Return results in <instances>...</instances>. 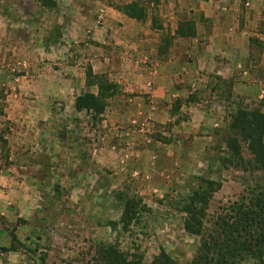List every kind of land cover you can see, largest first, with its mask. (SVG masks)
Instances as JSON below:
<instances>
[{
	"label": "rangeland",
	"instance_id": "374dc122",
	"mask_svg": "<svg viewBox=\"0 0 264 264\" xmlns=\"http://www.w3.org/2000/svg\"><path fill=\"white\" fill-rule=\"evenodd\" d=\"M53 1L48 11L0 0V264H86L100 243L145 264L161 250L188 264L198 239L184 232L180 203L200 179L220 185L208 222L264 191V172L230 163L225 144L239 106L264 113V0H157L144 22L129 19L153 54L142 65L170 70L164 85L148 78L141 94L124 93L114 70L96 74L90 64L113 52L105 27L121 25L112 11L123 15L117 9L132 0ZM185 21L194 38L175 36ZM88 69L120 88L100 121L74 109L76 97L96 93L85 85ZM242 157L251 160L245 146ZM126 198L147 210L122 231ZM12 235L16 251L6 252Z\"/></svg>",
	"mask_w": 264,
	"mask_h": 264
},
{
	"label": "trees",
	"instance_id": "16d2710c",
	"mask_svg": "<svg viewBox=\"0 0 264 264\" xmlns=\"http://www.w3.org/2000/svg\"><path fill=\"white\" fill-rule=\"evenodd\" d=\"M41 8L53 11L57 8L53 0H32ZM157 0H132L117 9L126 18L144 22L148 18L150 3ZM208 1V0H205ZM155 4V3H154ZM155 12V10H154ZM152 12L151 24L155 30H161L158 19ZM196 29L193 22H181L175 36L180 39L194 38ZM170 38L165 39L169 43ZM219 82L224 84L222 79ZM85 85L95 87L96 93L85 92L75 98L76 112H86L95 121H100L108 101L120 94V88L102 75H94L91 69L86 72ZM230 97V96H229ZM226 148L230 153V163L246 164L247 168H256L264 172V113L259 109H247L239 106L229 115L226 127ZM4 142V141H3ZM242 146L251 157L246 161L242 157ZM220 188L214 181L200 179V185L182 199L180 213L184 215L183 230L198 239V246L193 259L188 264H264V191L252 192L222 207L208 222L207 210L213 194ZM123 208L118 226L128 231L133 224H138L140 215L147 208L140 200L122 199ZM112 224L113 228L117 227ZM12 246L6 252H15L18 241L14 235ZM86 264H145L138 254L121 251L116 244L96 245ZM149 264H176L164 251L153 257Z\"/></svg>",
	"mask_w": 264,
	"mask_h": 264
},
{
	"label": "crops",
	"instance_id": "0c3cea01",
	"mask_svg": "<svg viewBox=\"0 0 264 264\" xmlns=\"http://www.w3.org/2000/svg\"><path fill=\"white\" fill-rule=\"evenodd\" d=\"M113 12L116 22L121 25L113 24L105 27V37L100 40L112 48L111 53L109 49L101 50V53H96V57L90 60L92 70L96 74H103L107 70H114V79L118 84L123 85L124 93H142V89L146 90V82L149 78L153 84L164 85L166 77L170 75L168 67H161L163 64H155L150 68H146L143 62L148 58L153 59L152 51L148 49V41L137 39L129 30V19L125 16ZM108 21L110 19L108 18ZM76 28V25L73 24ZM110 30V31H109ZM103 48V47H101ZM105 49V48H104ZM152 62V60H151ZM169 80V78H167ZM149 85V83L147 84ZM157 88L156 91H159ZM157 93V92H155Z\"/></svg>",
	"mask_w": 264,
	"mask_h": 264
}]
</instances>
